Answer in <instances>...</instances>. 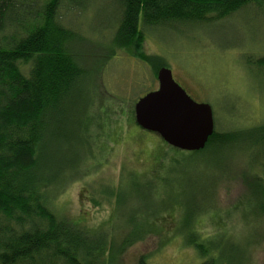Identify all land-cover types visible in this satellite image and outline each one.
<instances>
[{
    "label": "trees",
    "instance_id": "trees-1",
    "mask_svg": "<svg viewBox=\"0 0 264 264\" xmlns=\"http://www.w3.org/2000/svg\"><path fill=\"white\" fill-rule=\"evenodd\" d=\"M83 1L0 0V264L111 263L116 247L105 234L81 227L52 205L73 181L98 173L101 157L108 160L123 141L118 131L127 123L145 131L137 124L134 109L116 108L124 99L106 88L104 69L119 52L127 51L149 64L157 77L165 60L143 50L146 30L209 24L250 6L264 8V0H113L118 13L109 46L97 50L82 48L89 40L63 22L62 11H81ZM256 62L264 63V58ZM147 92L142 91L141 96ZM139 98L131 99L132 106ZM240 140L246 145L244 152L255 147L262 157L251 162L254 179L248 183L260 205L254 216L261 219L264 123L243 130L215 127L207 146L194 152L164 141L175 153L165 159L151 152L152 171L160 178L185 161L221 156ZM105 183L91 186L96 205L97 194L109 200L102 187ZM188 218L192 226L194 217ZM185 239L205 259L200 264H221L213 253V236L203 237L192 226ZM138 264H148L147 255Z\"/></svg>",
    "mask_w": 264,
    "mask_h": 264
},
{
    "label": "rangeland",
    "instance_id": "rangeland-1",
    "mask_svg": "<svg viewBox=\"0 0 264 264\" xmlns=\"http://www.w3.org/2000/svg\"><path fill=\"white\" fill-rule=\"evenodd\" d=\"M62 12L63 22L89 40L82 48L107 49L118 13L113 0H85L81 11ZM146 35L143 50L163 57L175 80L195 100L212 106L218 130L264 123V63L256 62L264 58V8L250 6L209 24L153 27ZM103 83L124 99L116 108L127 112L134 109L131 99L159 86L152 67L127 51L107 65ZM141 130L128 123L119 130L123 141L108 160L101 157L98 173L73 181L54 198L53 208L115 244V260L108 264H138L142 255L148 264H200L205 259L186 244L192 226L203 237L213 236L221 264H264V214L255 218L260 205L248 187L254 179L250 164L262 159L258 149L244 152L240 140L221 156L185 161L158 178L150 153L167 159L175 152L157 133ZM100 182H106L102 187L109 200L97 194L96 205L91 186Z\"/></svg>",
    "mask_w": 264,
    "mask_h": 264
},
{
    "label": "water",
    "instance_id": "water-1",
    "mask_svg": "<svg viewBox=\"0 0 264 264\" xmlns=\"http://www.w3.org/2000/svg\"><path fill=\"white\" fill-rule=\"evenodd\" d=\"M157 78L158 88L141 96L134 106L137 124L174 148L187 152L204 149L215 131L212 106L195 100L170 68L161 67Z\"/></svg>",
    "mask_w": 264,
    "mask_h": 264
},
{
    "label": "flooded vegetation",
    "instance_id": "flooded-vegetation-1",
    "mask_svg": "<svg viewBox=\"0 0 264 264\" xmlns=\"http://www.w3.org/2000/svg\"><path fill=\"white\" fill-rule=\"evenodd\" d=\"M183 86V85H182ZM184 87V86H183ZM185 88V87H184ZM186 89V88H185ZM187 90V89H186ZM187 92L189 93V91L187 90ZM190 94V93H189ZM191 95V94H190Z\"/></svg>",
    "mask_w": 264,
    "mask_h": 264
}]
</instances>
